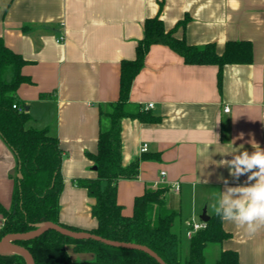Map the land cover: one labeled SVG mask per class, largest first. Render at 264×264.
Returning <instances> with one entry per match:
<instances>
[{
	"label": "crops",
	"instance_id": "obj_1",
	"mask_svg": "<svg viewBox=\"0 0 264 264\" xmlns=\"http://www.w3.org/2000/svg\"><path fill=\"white\" fill-rule=\"evenodd\" d=\"M155 17L168 31L176 28V38L212 44L219 55L229 41L253 46V62L223 67L220 90L218 66L187 65L169 47L153 45L131 88L127 109L160 120L123 121L122 164L140 160V168L137 179L118 182V203L131 217L137 197L166 188L167 208L178 213L173 232L187 257L186 222H201L205 209L214 216L210 205L219 191L255 183L248 176L258 169L231 176L220 161L251 154L252 140L264 151V0H0V38L27 61L22 73L31 82L16 94L31 117L27 127L48 129L63 152L60 222L90 232L98 226L95 199L76 182L98 177L89 155L98 151L101 130L110 128L102 113L119 100L121 63L135 59L145 22ZM17 177L16 157L0 138V204L8 210ZM3 223L0 215V233ZM223 228L230 237L208 245L206 259L231 250L241 264H264V229L249 236L231 222ZM67 250L75 264H95L93 254Z\"/></svg>",
	"mask_w": 264,
	"mask_h": 264
},
{
	"label": "trees",
	"instance_id": "obj_2",
	"mask_svg": "<svg viewBox=\"0 0 264 264\" xmlns=\"http://www.w3.org/2000/svg\"><path fill=\"white\" fill-rule=\"evenodd\" d=\"M188 19L178 23L185 26ZM176 28L167 30L159 17L147 19L144 38L136 48L133 60H123L120 70V97L111 110L102 113L110 128L101 130L98 151L89 155L97 167L98 177L80 180L76 185L87 190L95 199L91 214L98 226L88 233L103 239L146 246L166 264H241L235 251H224L215 262L207 261L205 250L210 244H221L230 237L223 228V220L216 214L190 239L187 257L182 253L181 237L173 232L178 213L166 204V188L147 190L134 202L133 216H125L118 203V182L135 180L139 176L140 160L130 166L122 164V123L136 119L143 123H157L160 118L149 111L131 113L127 107L133 82L145 66L146 55L153 45H164L180 55L187 65H215L219 67V89L225 65L253 62V46L247 41H229L222 55L212 44L205 47L189 45L185 39L175 37ZM27 64L19 54L9 49L0 38V138L16 157L17 171L13 203L8 210L0 204L4 219L0 240L9 234H23L36 230L35 225L54 223L75 232L77 228L60 222V197L64 188L62 176L63 152L57 137L48 129L28 128L31 117L13 106L22 105L16 98L18 88L31 79L22 73ZM9 78V79H8ZM15 245L25 248L35 264H75L67 247L76 253H91L95 264H159L145 252L117 248L94 240H74L50 230L32 240H16ZM0 264H28L17 253H0Z\"/></svg>",
	"mask_w": 264,
	"mask_h": 264
},
{
	"label": "clouds",
	"instance_id": "obj_3",
	"mask_svg": "<svg viewBox=\"0 0 264 264\" xmlns=\"http://www.w3.org/2000/svg\"><path fill=\"white\" fill-rule=\"evenodd\" d=\"M239 138L242 139L243 134ZM249 143L255 149L251 154L243 150L233 160H221L220 164L228 166L229 175L236 177L254 168L258 169L248 176V180L255 179V183L229 187L225 192L219 191L214 195L210 208L223 221L233 223L243 229L246 235L252 236L264 229V151L254 140ZM240 149H243V145ZM224 183L227 184V180Z\"/></svg>",
	"mask_w": 264,
	"mask_h": 264
},
{
	"label": "water",
	"instance_id": "obj_4",
	"mask_svg": "<svg viewBox=\"0 0 264 264\" xmlns=\"http://www.w3.org/2000/svg\"><path fill=\"white\" fill-rule=\"evenodd\" d=\"M93 169L97 171L96 166ZM18 177H20V173H18ZM201 220L205 223L209 222L210 220V217L206 213V209L203 211L201 215ZM35 227H36V230L29 232V233L6 235L0 242V253H17V254L24 256L28 264H35L34 259L29 253V251H27L25 248L15 245L13 241L32 240V239H35L41 236L45 232H48L50 230H55L61 233L62 235L68 238L77 240V241L94 240V241L101 242L105 245L112 246V247L142 251L150 255L152 258H154L159 264H166L154 251H152L146 246L132 244V243L111 241V240L103 239L99 236H96L88 232H75L67 228L61 227L59 225H56L54 223H42V224L35 225Z\"/></svg>",
	"mask_w": 264,
	"mask_h": 264
},
{
	"label": "built area",
	"instance_id": "obj_5",
	"mask_svg": "<svg viewBox=\"0 0 264 264\" xmlns=\"http://www.w3.org/2000/svg\"><path fill=\"white\" fill-rule=\"evenodd\" d=\"M148 107H149V108H152V107H153V104H150ZM13 108H14V109H17L18 112H20V113L25 112V110H24L23 107H19V106H17V105H14ZM224 111H225L226 113H228V112H230V108H229V107H225V110H224ZM141 151H142L143 153L147 152V151H148V146H147V145H143ZM162 175L164 176L165 173H162ZM178 188H179V187L177 186V189H178ZM205 225H206V223L203 222V221H201V222H196V221H194V220H188V221L186 222V227H187V233H186V236H187V238H188V239H191V238L195 235V233H197V232L200 231V230L205 229V228H206Z\"/></svg>",
	"mask_w": 264,
	"mask_h": 264
},
{
	"label": "rangeland",
	"instance_id": "obj_6",
	"mask_svg": "<svg viewBox=\"0 0 264 264\" xmlns=\"http://www.w3.org/2000/svg\"><path fill=\"white\" fill-rule=\"evenodd\" d=\"M184 238V237H183ZM182 238V239H183ZM184 242H186V240H185V238H184ZM207 259L209 260V262H213V261H215V259L213 258V255H211L210 253H207Z\"/></svg>",
	"mask_w": 264,
	"mask_h": 264
}]
</instances>
